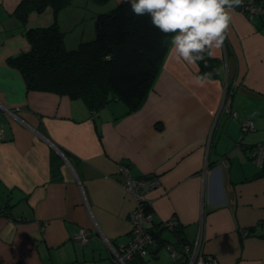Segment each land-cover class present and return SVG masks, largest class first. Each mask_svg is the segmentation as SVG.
<instances>
[{"label": "crops", "instance_id": "crops-1", "mask_svg": "<svg viewBox=\"0 0 264 264\" xmlns=\"http://www.w3.org/2000/svg\"><path fill=\"white\" fill-rule=\"evenodd\" d=\"M20 1L0 0V205L8 206L0 216V264H112L106 241H129L135 206L121 186V164L131 177L157 176L146 196V227L168 244L178 240H167L160 223L175 216L186 242L201 228L203 251L219 264H264V177L251 168L248 176L236 160L245 156L250 166L246 150L264 141V20L232 12L228 38L208 56L219 60L217 76L200 61L177 62L170 45L136 111L126 114L112 100L90 112L80 100L27 91L7 65L29 49L11 15ZM52 21L47 8L31 13L25 27ZM244 120L253 123L247 139ZM258 131L263 137L253 139ZM52 152L61 159L57 181ZM82 228L86 244L72 239ZM161 253L152 250L153 264Z\"/></svg>", "mask_w": 264, "mask_h": 264}, {"label": "trees", "instance_id": "trees-1", "mask_svg": "<svg viewBox=\"0 0 264 264\" xmlns=\"http://www.w3.org/2000/svg\"><path fill=\"white\" fill-rule=\"evenodd\" d=\"M88 1L96 5L109 2ZM252 1L259 4V0ZM73 2L21 0L11 15L23 29L29 49L7 58V65L20 73L27 91L48 92L80 100L90 112L99 111L112 100L122 102L127 108L126 114L136 111L152 88L173 34L162 33L151 24L147 14L136 16L129 0H120L114 7L95 15L91 37L78 41L74 48H66L65 32L58 25L57 15ZM47 8L52 11L51 24L25 27L31 13L41 14ZM235 10L247 17L258 16L264 20V14H249L241 11L240 7ZM218 61L206 56L205 61L200 63L203 69H208L209 76H217ZM60 164L61 159L52 152L50 174L53 181L59 179ZM6 215L8 206L0 205V216ZM179 231L175 229L171 233L178 243L186 242L178 235ZM151 233L156 239L152 248L154 253L167 247L166 240L154 231ZM172 260L174 264H184L181 258Z\"/></svg>", "mask_w": 264, "mask_h": 264}, {"label": "clouds", "instance_id": "clouds-1", "mask_svg": "<svg viewBox=\"0 0 264 264\" xmlns=\"http://www.w3.org/2000/svg\"><path fill=\"white\" fill-rule=\"evenodd\" d=\"M136 16L147 14L151 24L171 37V51L177 62L196 65L221 49L228 38L232 12L244 0H129ZM207 79L196 76L203 86Z\"/></svg>", "mask_w": 264, "mask_h": 264}, {"label": "built area", "instance_id": "built-area-1", "mask_svg": "<svg viewBox=\"0 0 264 264\" xmlns=\"http://www.w3.org/2000/svg\"><path fill=\"white\" fill-rule=\"evenodd\" d=\"M241 11L249 14H264V0H259V4L252 0H244ZM244 131L253 129V123L244 120L241 123ZM4 129L0 126V141L4 139ZM257 166L264 170V141L257 142ZM119 174L122 177L121 186L134 201V208L128 214L130 222V239L127 242L114 246L106 241L109 248V255L112 264H153L151 260V250L156 244V239L152 235L150 228L146 227L151 220V209L147 199V193L159 185V180L154 176L131 177L129 166L121 164ZM180 225L175 216L160 223V228L173 232ZM73 241L79 244H86L89 240V233L82 228L72 236ZM167 250L172 259L181 258L184 264H219L218 261L203 251V236L201 228H198L194 239L189 242L178 243V247L172 244L167 245Z\"/></svg>", "mask_w": 264, "mask_h": 264}, {"label": "rangeland", "instance_id": "rangeland-1", "mask_svg": "<svg viewBox=\"0 0 264 264\" xmlns=\"http://www.w3.org/2000/svg\"><path fill=\"white\" fill-rule=\"evenodd\" d=\"M115 3H116L115 1L109 0V2H107L104 5H96V4L90 3L88 0H74L71 6L65 9H62L57 15V22L61 30L65 32L64 34L65 47L74 48L77 45L78 41L80 40L83 41L87 37H91L93 35V21H94L95 15L109 10L110 8L114 7ZM122 106H125V105L123 104ZM249 133L251 132L248 131V133L246 134V139ZM253 133L254 132H252V134ZM262 134L263 133L261 131H258V137H257L255 136V133H254L253 139H261L263 137ZM246 154L251 159V162L249 164L250 166H247V163H246L247 160L245 156L244 157L238 156L236 158V160H238L239 158L240 161L244 163L243 168L246 174L248 176L251 175L247 171L248 168H251L254 172L257 171V178L261 174H263L261 177H264V170H261V168L257 166V163H255V161H257L256 159L257 145H250L249 148L246 150ZM233 175H236V174H233ZM151 176L157 177L155 175H151ZM259 187L260 185L258 184L257 188ZM163 235L170 242L175 241L173 234H171L170 231L168 230L163 231ZM161 251H162L161 257L158 261L155 262V264H171L172 258L169 252L166 250V248H162Z\"/></svg>", "mask_w": 264, "mask_h": 264}, {"label": "water", "instance_id": "water-1", "mask_svg": "<svg viewBox=\"0 0 264 264\" xmlns=\"http://www.w3.org/2000/svg\"><path fill=\"white\" fill-rule=\"evenodd\" d=\"M56 151H57V153L61 156V158L64 160V162L66 163V164H68V160H67V158L64 156V154L58 149V148H54ZM166 248V247H165ZM167 249V248H166Z\"/></svg>", "mask_w": 264, "mask_h": 264}]
</instances>
